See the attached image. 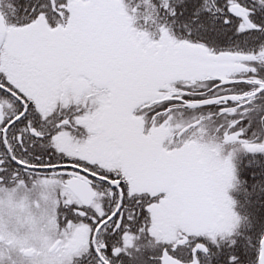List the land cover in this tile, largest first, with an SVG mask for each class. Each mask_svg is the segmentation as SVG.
<instances>
[{"label": "snow or ice", "instance_id": "snow-or-ice-1", "mask_svg": "<svg viewBox=\"0 0 264 264\" xmlns=\"http://www.w3.org/2000/svg\"><path fill=\"white\" fill-rule=\"evenodd\" d=\"M0 264H264V0H0Z\"/></svg>", "mask_w": 264, "mask_h": 264}]
</instances>
